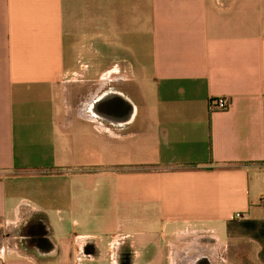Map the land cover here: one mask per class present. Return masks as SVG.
<instances>
[{
  "label": "crops",
  "instance_id": "1",
  "mask_svg": "<svg viewBox=\"0 0 264 264\" xmlns=\"http://www.w3.org/2000/svg\"><path fill=\"white\" fill-rule=\"evenodd\" d=\"M0 264H264V0H0Z\"/></svg>",
  "mask_w": 264,
  "mask_h": 264
},
{
  "label": "built area",
  "instance_id": "2",
  "mask_svg": "<svg viewBox=\"0 0 264 264\" xmlns=\"http://www.w3.org/2000/svg\"><path fill=\"white\" fill-rule=\"evenodd\" d=\"M230 101L226 98H219L215 100H211L209 102V110L211 112L215 111H226L230 108ZM238 217V215H236Z\"/></svg>",
  "mask_w": 264,
  "mask_h": 264
}]
</instances>
